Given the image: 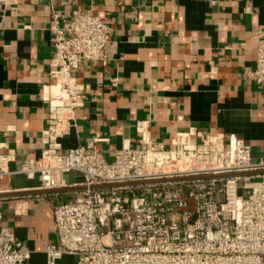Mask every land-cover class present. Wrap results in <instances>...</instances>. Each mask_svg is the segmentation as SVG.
I'll list each match as a JSON object with an SVG mask.
<instances>
[{
  "label": "crops",
  "instance_id": "0c3cea01",
  "mask_svg": "<svg viewBox=\"0 0 264 264\" xmlns=\"http://www.w3.org/2000/svg\"><path fill=\"white\" fill-rule=\"evenodd\" d=\"M76 9L103 17L111 37L107 65L86 63L73 72L86 101L61 139V153L99 139L97 147L111 161L124 146L151 139L171 147L179 133L197 129L222 134L227 145L240 138L255 161L263 158L264 87L251 72L252 32L264 30V0H0V141L7 146L0 153L15 151L11 171L45 152L44 96L56 90L52 13L66 18ZM64 178L69 187L83 182L75 171ZM39 187L38 179L21 173L0 181L4 192ZM76 194L0 198V227L33 252L28 264H47L44 251L58 241L55 208Z\"/></svg>",
  "mask_w": 264,
  "mask_h": 264
},
{
  "label": "built area",
  "instance_id": "2783aa9c",
  "mask_svg": "<svg viewBox=\"0 0 264 264\" xmlns=\"http://www.w3.org/2000/svg\"><path fill=\"white\" fill-rule=\"evenodd\" d=\"M51 30L56 90L44 96L45 152L40 159L24 160L18 171L10 170L15 151L0 153V181L21 173L38 179L39 189H56L69 187L64 176L75 171L83 176L80 185L89 188L264 170V148L263 158L255 161L244 140L235 137L227 145L222 134L206 136L197 129L179 133L171 147L151 139L139 147L124 146L111 161L97 147L99 139L61 153V139L86 101L73 72L86 63L108 64L111 29L92 9H76L66 18L53 11ZM252 36L256 65L251 75L264 87V30L257 27ZM6 147L0 141V149ZM52 229L58 241L44 251L47 264H264V174L87 189L57 205ZM22 246L12 230L0 227V264H28L33 252Z\"/></svg>",
  "mask_w": 264,
  "mask_h": 264
},
{
  "label": "water",
  "instance_id": "95a60500",
  "mask_svg": "<svg viewBox=\"0 0 264 264\" xmlns=\"http://www.w3.org/2000/svg\"><path fill=\"white\" fill-rule=\"evenodd\" d=\"M264 170L248 171V172H238V173H228V174H218V175H198V176H185V177H175V178H162V179H151V180H141V181H131L124 183H112V184H99L93 185L91 187L86 186H70L56 189H36L32 191L24 192H2L0 193V198L19 196V195H34L43 193H60V192H80L87 189H110L119 187H137L145 185H155L164 183H176V182H189L196 180H211V179H221L230 177H247V176H257L263 175Z\"/></svg>",
  "mask_w": 264,
  "mask_h": 264
}]
</instances>
